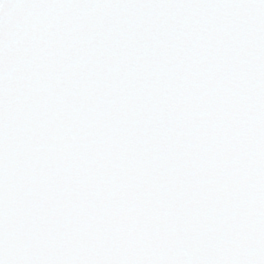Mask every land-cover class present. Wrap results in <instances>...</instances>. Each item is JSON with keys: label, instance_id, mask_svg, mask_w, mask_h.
Wrapping results in <instances>:
<instances>
[{"label": "snow or ice", "instance_id": "obj_1", "mask_svg": "<svg viewBox=\"0 0 264 264\" xmlns=\"http://www.w3.org/2000/svg\"><path fill=\"white\" fill-rule=\"evenodd\" d=\"M0 264H264V0H0Z\"/></svg>", "mask_w": 264, "mask_h": 264}]
</instances>
